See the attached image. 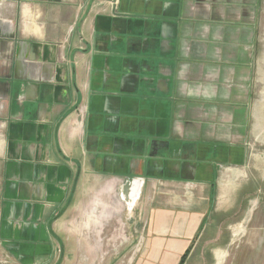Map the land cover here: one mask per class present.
Listing matches in <instances>:
<instances>
[{"label":"crops","instance_id":"obj_1","mask_svg":"<svg viewBox=\"0 0 264 264\" xmlns=\"http://www.w3.org/2000/svg\"><path fill=\"white\" fill-rule=\"evenodd\" d=\"M263 5L23 0L17 14L8 9L3 264H46L56 244L74 240L70 219L87 199L102 211L139 210L144 249L134 264H217L225 253L224 264L227 196L245 169L262 172L264 184L249 139Z\"/></svg>","mask_w":264,"mask_h":264},{"label":"rangeland","instance_id":"obj_2","mask_svg":"<svg viewBox=\"0 0 264 264\" xmlns=\"http://www.w3.org/2000/svg\"><path fill=\"white\" fill-rule=\"evenodd\" d=\"M22 2L23 0H0V28L6 27L7 10L16 11L17 14ZM15 5L17 7H14ZM262 23L261 50L254 84V113L249 133V139L254 144L250 148L254 151L256 157L254 164L258 169L264 167V5L262 6ZM244 172V177L240 178L236 185L239 190L229 194L227 196L229 202L225 201L224 204L228 214L227 232L232 239L229 251L226 250L228 256L224 264H264L262 172L252 169H245ZM98 200L101 198H97L96 201ZM84 202L88 203L90 208L85 209L86 204L84 210L79 213V219H70L69 234L74 240L56 244L57 255L46 264H134L135 259L132 255L135 248L140 251L144 249V243H138L137 239L142 225V222L139 223L142 219V216L138 215L139 210L123 211L120 214L118 209L110 212L102 211L101 206L97 204L95 206L92 199ZM135 222L138 223L136 227ZM225 255V253H219L217 264L222 263ZM195 261L196 259H192L189 264ZM203 261L208 263V260ZM3 262L4 260L0 259V264ZM31 263L42 264L33 259Z\"/></svg>","mask_w":264,"mask_h":264},{"label":"bare ground","instance_id":"obj_3","mask_svg":"<svg viewBox=\"0 0 264 264\" xmlns=\"http://www.w3.org/2000/svg\"><path fill=\"white\" fill-rule=\"evenodd\" d=\"M133 185H135V187L131 188V191H130V194H129L130 195V199L129 200H131V202L136 199V197L138 196V193H139V191L137 190V187L139 186V183H134Z\"/></svg>","mask_w":264,"mask_h":264},{"label":"trees","instance_id":"obj_4","mask_svg":"<svg viewBox=\"0 0 264 264\" xmlns=\"http://www.w3.org/2000/svg\"><path fill=\"white\" fill-rule=\"evenodd\" d=\"M183 259H184V258H183ZM183 259H182V264H183V261H184Z\"/></svg>","mask_w":264,"mask_h":264}]
</instances>
